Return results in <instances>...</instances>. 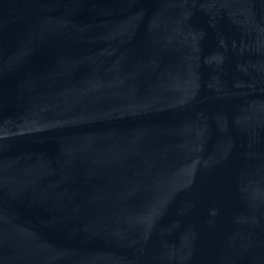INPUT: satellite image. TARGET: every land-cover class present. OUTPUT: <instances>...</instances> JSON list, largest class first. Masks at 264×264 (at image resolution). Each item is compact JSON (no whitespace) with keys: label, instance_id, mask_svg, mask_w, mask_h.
I'll return each instance as SVG.
<instances>
[{"label":"water","instance_id":"obj_1","mask_svg":"<svg viewBox=\"0 0 264 264\" xmlns=\"http://www.w3.org/2000/svg\"><path fill=\"white\" fill-rule=\"evenodd\" d=\"M0 264H264V0H0Z\"/></svg>","mask_w":264,"mask_h":264}]
</instances>
